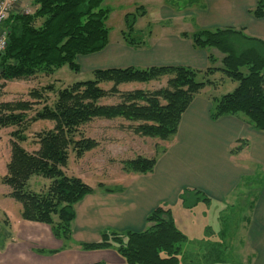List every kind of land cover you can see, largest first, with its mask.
Masks as SVG:
<instances>
[{
    "label": "trees",
    "instance_id": "1",
    "mask_svg": "<svg viewBox=\"0 0 264 264\" xmlns=\"http://www.w3.org/2000/svg\"><path fill=\"white\" fill-rule=\"evenodd\" d=\"M31 5V13H12L3 24L8 33L7 47L0 56V81L12 82L38 74L50 76L63 66L79 73L78 56L98 53L107 47L108 31L104 26L107 11L102 9V0H31ZM250 14L255 19L264 18V0H257ZM128 18L126 15L128 30L122 32V38L132 46L133 21ZM181 36L189 38L194 49L208 53L205 69L185 66L95 69L92 80L58 90L51 104L44 92H52V86L31 91L29 97L33 102L0 103V128L12 129L10 158L1 183L10 189L7 196L20 205L21 220L45 224L54 238L63 244L70 242L76 216L74 206L92 194L93 189L82 179L67 176L63 169L70 152L80 159L98 146L97 141L81 134V128L95 120H122L131 124L136 136L169 144L177 134L183 114L196 96L214 87L210 77L218 72L237 86L219 98L212 97L209 119L242 118L251 129L264 132V41L248 36L244 29L233 28L198 29ZM213 50L221 54L220 62ZM200 75L202 81L197 80ZM163 79L165 86L151 92L118 90L121 85ZM103 85L111 87L105 90ZM114 98L118 102L103 104ZM39 104H42L39 109H33ZM37 122H48L53 127L36 133L33 144L37 149L28 152L22 145L27 141L29 126ZM240 150L241 145L231 151L237 154ZM155 164L156 157L137 156L123 161L122 170L130 175H147L153 172ZM35 176L49 181L44 191L29 190L30 178ZM98 189L105 193L117 191L102 184ZM183 191L179 199L185 209L200 200H210L202 191ZM189 197L193 198V204H186ZM145 222L148 227L143 231L104 232L99 242L78 246L83 251L112 249L125 264H180L186 237L175 226L171 210L158 206ZM4 224L9 225L8 220Z\"/></svg>",
    "mask_w": 264,
    "mask_h": 264
},
{
    "label": "rangeland",
    "instance_id": "2",
    "mask_svg": "<svg viewBox=\"0 0 264 264\" xmlns=\"http://www.w3.org/2000/svg\"><path fill=\"white\" fill-rule=\"evenodd\" d=\"M26 1L21 0V8L31 13L32 5L28 2V6L25 7ZM201 4V0H102V9L107 11V19L104 22V26L108 31L107 47L98 53L78 56L76 61L81 68L79 73H73L67 66H63L50 76L38 74L34 77L12 82L0 81V103L33 102L34 100L29 97L31 91L52 86V92H44L45 98L47 97L48 103L51 104L58 90L75 82L92 80V72L95 69L150 68L149 62L143 59L146 53L139 49L141 47L149 48L152 44L157 43L158 37L162 38L164 35L177 36L181 33L191 35L197 31L195 7ZM140 7L143 8L142 11L138 10ZM126 15L129 16L128 19L133 21L131 38H133L134 43L132 46H128L122 38V32L128 30L125 21ZM216 29L221 28H208L211 31ZM243 46L246 47L247 45L244 44ZM147 50L150 51V49ZM211 52L220 62L221 54L216 50ZM169 54H172V52ZM219 62H216L215 66H218ZM202 78L203 76L200 75L197 80L202 81ZM210 80L214 82V87L207 88L204 91V94H207L204 95L205 97L219 98L232 92L237 86L236 83L227 79L221 72L210 77ZM165 84L166 79L159 80V82L153 81L148 84L131 83L121 85L118 90L126 92L140 89L151 92L164 87ZM110 87V85H106L104 89L107 90ZM116 102H118L117 98L107 99L103 101V104H114ZM41 106L42 104L35 105L33 109H39ZM32 115L30 113V116ZM130 126V123L122 120H95L82 127L81 134L97 141L98 146L84 154L80 159L70 152L67 166L63 171L67 176L78 178L81 176L85 180L83 182L92 188L95 194L97 190L99 191V184H102L107 189L117 191L127 188L126 182L121 184L111 182L112 180H126L129 177L128 175L130 174H126L122 170V162L132 160L137 156L145 158L156 157L168 145L159 140L136 136ZM52 127L53 124L48 122H37L30 125L26 132L27 141L22 146L26 151L33 152L37 149L33 144L34 135ZM11 131L12 129L10 128H0V239L5 238L6 231L10 229L6 228L5 220H8L9 225L13 226L17 236H19V227L23 221L20 218V205L7 196L10 189L1 183V178L6 173V164L10 158L9 134ZM257 133H259L258 138L251 142L246 152V156L249 157V161L251 160L252 169L256 174L243 175L239 182L240 189L238 191L240 198H243L241 203L246 201L249 206L251 200H256L258 205L261 204L260 194L262 191L264 196V136L262 135L264 132L257 131ZM243 139L238 141L239 145L244 141L247 142L246 138ZM253 154L257 155V158ZM215 175L217 174L214 173ZM190 179H194L192 174L185 178V180ZM215 180L220 181L218 177ZM198 181L203 182L201 179H198ZM48 184V180L35 176L30 178L28 187L31 191L41 192L45 190ZM206 184L202 185L206 186ZM189 186L191 185L182 187L187 188L186 190H193L188 189ZM207 186L205 187L207 190L212 188V184ZM179 187L177 185L172 188L170 184L166 186L168 191L171 190L168 192L166 203L161 204V207L171 210L175 226L186 237V242L181 246L180 264H264V222L258 226L250 225L246 227L243 225L235 226L231 221H226L228 225L223 223L219 226L218 216L221 205L217 199L214 197L210 198L205 194L210 199L208 202L200 200L186 211L182 201L178 200L179 196L177 198L176 194H174ZM184 192L182 189L180 195H183ZM242 193H244L243 197ZM191 198H186V204H193V198ZM234 212L241 214L246 211L241 208V211L235 210ZM258 212L259 209L257 210L259 217ZM220 229L228 231L230 237H224L225 232H220ZM214 234L216 236L221 234V238H216ZM73 235L75 236V231L71 226V236L73 237ZM19 238L25 240L23 237ZM217 239L219 241L216 242Z\"/></svg>",
    "mask_w": 264,
    "mask_h": 264
},
{
    "label": "crops",
    "instance_id": "3",
    "mask_svg": "<svg viewBox=\"0 0 264 264\" xmlns=\"http://www.w3.org/2000/svg\"><path fill=\"white\" fill-rule=\"evenodd\" d=\"M201 1L202 4L195 7L197 29H244L248 36L264 41V18L255 19L250 14L257 0ZM28 2L31 5V0H27L25 7ZM19 10L27 11L21 8V0ZM181 35L182 33L177 36L164 35L162 38L158 37L157 43L149 48L141 47L139 50L146 53L143 59L152 67L185 66L205 69L208 66V55L205 51L194 49L190 39ZM204 95L207 94L203 91L196 96L183 114L176 136L164 152L156 156L152 173L128 175L126 180H112L114 184L126 182L128 187L113 193L97 190L96 194L88 195L75 205L76 218L72 223L75 236L70 242L63 244L54 238L50 227L45 224L22 221L19 236L12 225H7L6 228L10 229L6 231L5 238L0 239V264H125L112 249L83 251L78 244L99 242L104 232L145 230L148 227L145 222L148 214L166 203L171 190L166 189L169 184L172 188L180 186L174 193L177 198L182 189H187L182 186L191 185L188 189L204 190V194L217 199L221 205L219 226L223 223L228 225L226 221H231L235 226L246 227L263 223V191L260 194L261 204L251 200L250 206L246 201L241 203L243 198H240L238 192L241 177L255 173L246 152L259 133L251 129L242 118L229 116L211 121L209 111L212 97ZM243 138L247 139L248 144L241 143V150L233 154L231 150L239 146L238 141L244 140ZM214 173L217 175L214 176ZM190 174L194 179L185 180ZM217 177L220 181L215 180ZM80 178L85 181L81 176ZM204 183H207L206 186L202 185ZM209 184H212V188L207 190L205 187ZM241 208L246 212H234L241 211ZM222 231L225 232L224 237H230L228 231L220 229ZM214 236L221 238V234ZM51 251L57 252L49 254Z\"/></svg>",
    "mask_w": 264,
    "mask_h": 264
},
{
    "label": "built area",
    "instance_id": "4",
    "mask_svg": "<svg viewBox=\"0 0 264 264\" xmlns=\"http://www.w3.org/2000/svg\"><path fill=\"white\" fill-rule=\"evenodd\" d=\"M20 0H0V56L4 53L7 47V33L3 28L7 17L12 13H19ZM27 13V11H21Z\"/></svg>",
    "mask_w": 264,
    "mask_h": 264
}]
</instances>
